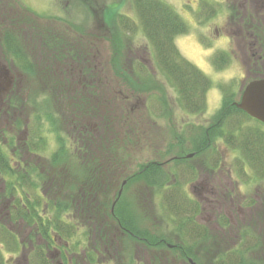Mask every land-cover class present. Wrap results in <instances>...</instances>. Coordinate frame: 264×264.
Returning <instances> with one entry per match:
<instances>
[{"label": "trees", "instance_id": "obj_1", "mask_svg": "<svg viewBox=\"0 0 264 264\" xmlns=\"http://www.w3.org/2000/svg\"><path fill=\"white\" fill-rule=\"evenodd\" d=\"M17 3V0H0V41L9 60L28 73L29 85L25 91L32 92L29 77L36 78L37 72L41 75L44 70H52L55 62L65 75L63 80L71 84L58 80V97H50L42 89L33 94L40 97H27L26 101L15 98V104H24L28 113L19 115L14 110L10 130H4L8 147L0 144V211L7 206L5 218L15 225L0 223V235L8 251L18 253L24 247L26 240H22L20 229L26 226L28 241L32 244L30 264H56L57 261L103 264L105 260L97 252L107 248L110 254L114 253L112 236L120 240L122 236L112 222L119 221L122 231L134 241L143 239L150 248L165 246L167 240H162L165 236L153 234L145 226V212L139 214L138 206L133 208L131 185L143 182L154 193L162 192L163 207L173 217V232L178 234L184 202L187 207L194 203L184 190L194 171L187 163L190 160L187 154L220 159L217 143L240 151L243 165L247 164L253 171L251 177L264 181V127L235 104L236 94L228 87L219 86L223 91L221 106L208 126L196 127L184 155L183 150L178 151L183 139L177 132L173 134L175 141L172 139L162 150L167 137L162 120L172 118L167 116L166 105H162L163 110L157 108L159 113H156L149 106L148 98L143 100L144 108L139 105L141 101L129 104L130 98L119 97L114 87L115 97H98L100 86L96 80L102 76L101 66L109 68L120 88L141 92L156 86L149 61L134 57V49L137 50L133 46L134 35L141 26L153 47L155 65L177 90L180 106L192 114L207 111V95L213 81L179 49L176 38L187 33L189 26L171 5L162 0H133L139 21L123 13L118 14L113 26L105 20L109 28L105 29L106 38L100 33L76 34L71 25H59L65 22L60 17H49L50 22L46 23L47 19L41 21L44 18L29 12L20 3L16 6ZM89 7L93 8L95 17L102 15L105 19L106 5L102 11L90 4ZM126 51L131 56V72L125 61ZM230 60L231 55L225 51L216 52L212 58L218 69ZM24 130L28 138L21 141L17 139V132ZM46 131L55 135L58 145L47 156L43 154L48 148ZM148 149L163 157L176 154L166 161L171 164L167 169L163 162L152 160L130 172V167ZM152 203L156 211L155 200ZM255 219L250 230L258 225L259 219ZM250 234L247 245L243 243L218 252L212 263L260 264L261 259L250 252L264 241V233H258L257 229V235L252 229ZM195 240L191 235L185 241L184 251L179 246L174 251L180 256L198 259L193 254ZM1 242L2 239L0 246ZM134 263L135 259H129L128 263L121 259L117 264ZM0 264H6L1 247Z\"/></svg>", "mask_w": 264, "mask_h": 264}, {"label": "rangeland", "instance_id": "obj_2", "mask_svg": "<svg viewBox=\"0 0 264 264\" xmlns=\"http://www.w3.org/2000/svg\"><path fill=\"white\" fill-rule=\"evenodd\" d=\"M89 4L93 7L97 8L98 11L103 9L104 5V17L102 19L100 16L95 17L92 11V7H89V4L84 0H17V5L19 3L27 8V10L31 13L40 16L41 18H46V23L50 22L49 17H60L65 20L64 23L59 24L61 26H72V30H77L76 34L79 35H94V34H102L103 37L107 36V32L105 29H109L107 26L112 25L113 23L117 22V16L120 13L129 15L133 17L137 22L139 21V15L135 9L133 4V0H89ZM169 5H171L179 14L180 16L187 22L189 26V31L187 33L178 35L176 38V43L181 50L182 54L189 59L191 62L196 64L205 74H207L213 81V85L208 92V106L207 111L203 114H192L186 111L183 107L180 106L179 97L177 94V90L167 79L166 76L162 74L161 71L157 69V65H155L154 59V52L153 47L149 43L148 39L146 38L145 34L142 32V27L140 26V30L136 32L134 35V45L137 46V50L134 49V57L140 60L143 59L144 62H148L149 66L155 72V79L153 84H156L155 87L152 86V90H146L139 92H133L132 89L126 90L120 88V83L118 81H113V76L109 71V68L106 70L104 67L101 66V73L100 78L97 77V83L99 82V95L98 97H115L113 92V87L116 88V92L119 97H127L130 98L131 102L129 104H133L134 102L141 101L139 103L140 106L145 104L143 100L146 98L147 102L150 107L153 108L156 113H159L157 108L162 109V105H166L167 109V116H171V119L163 118L162 123L166 127L165 131L167 132V137L162 145V150L168 147V144L171 140L174 139L173 134L177 132L178 136H181L183 139V145L181 148L179 147L178 151L183 150V155L185 154L186 150L189 148V142L192 139V136L197 130V126L204 125L208 126L212 121L214 113L218 110L221 106L222 99H223V91L219 87L220 85L222 88H227L230 91L235 92L236 97L235 101H239L240 96L245 88V86L249 83V81L255 78V74H251L248 77H244V66L242 64L240 56L235 55L233 53V45L230 42L228 36L223 34L221 26H219V31H216V27L222 23L224 19V8L218 4L219 0H162ZM200 3V5H199ZM92 8V9H91ZM213 9V13L211 10ZM100 13V12H99ZM49 18V21H48ZM103 20V21H102ZM105 20L108 24H105ZM104 22V23H103ZM103 24L100 26V24ZM115 25V24H114ZM106 27V28H105ZM115 27V26H114ZM102 28V29H101ZM72 34V31H70ZM79 32V33H78ZM126 48V46H125ZM128 51V50H127ZM126 51V64L128 70L131 72V56L129 53L127 54ZM225 51L231 55L230 63L224 66L222 69H218L216 65L213 63L212 58L216 52ZM53 71L52 70H44L43 74L36 73L35 77H29L30 83L32 84L30 87L32 92L29 94L25 91V87L27 84V74H24V89L20 92L21 94V101H26L27 97H36L37 95H33L35 92L39 90L48 91L50 93V97H58L57 90H56V82L61 80L62 82H68L71 84L69 80H63L64 74L62 70H60V65L56 62L53 64ZM254 72V71H251ZM260 72V71H259ZM262 72V71H261ZM263 73V72H262ZM130 74V73H129ZM258 73L257 75H259ZM131 75V74H130ZM132 76V75H131ZM107 80V82H106ZM151 83V84H152ZM152 84V85H153ZM111 88V90H110ZM34 91V92H33ZM107 92V93H106ZM37 94V93H35ZM113 95V96H112ZM160 96V97H156ZM118 97V96H116ZM135 97H141L140 99H135ZM15 97L13 98L12 102H14ZM55 100V99H54ZM137 100V101H136ZM16 110L15 114L21 115V112L27 114L28 109L23 108L24 104H15ZM18 105V106H17ZM27 107V106H26ZM163 110V109H162ZM160 111L161 113L163 111ZM20 111V112H19ZM11 121V120H10ZM9 121V122H10ZM159 121V120H158ZM8 121H1L0 126H5L4 128L8 129L9 124ZM161 124V122L159 121ZM253 124V123H252ZM47 135V142L48 148L43 153L45 156L50 155L52 151H55L58 147L57 141L55 139V135L46 131ZM24 137V134L22 135ZM176 138V137H175ZM25 140V139H23ZM21 140V141H23ZM217 147L220 151V156L227 159L228 163H232L229 167L234 169V173H238L239 170L241 171V165L244 164L243 157L240 151L227 148L223 144L217 143ZM176 152L166 155L160 156L155 153V151L147 150L141 155L136 162H134L133 167H130V172L137 171L139 165L142 163H147L149 161L155 160L160 162H166L169 160L172 155H175ZM201 158H195L194 156L191 157L189 163L191 166L199 163ZM137 164V165H136ZM240 164V165H239ZM243 172L246 177H244V181L253 180L251 188L248 189L249 196L252 199L256 200L262 196L263 202L260 200L258 201L253 207H251L250 211L254 213V218L250 220V222H254L255 216L257 217L258 225L253 226L249 231L257 234L264 233V219L262 218L264 215V181L258 179L256 176H249L254 175L253 171L249 168V166L243 165ZM202 169V168H201ZM205 172V170H203ZM202 172L199 171V174ZM2 185L0 184V187ZM129 192H131L132 196L135 199V204L133 208H137L140 214L146 211L145 206L149 205L152 206L153 203L151 202L155 200V209H152V219H148V227L153 234H162L166 238L168 242L177 241L178 237L175 233H173L174 229V222L173 217L171 214L164 209L163 207V200H162V192L154 193L153 190L147 188L143 182H138L131 185ZM151 193V194H150ZM146 198L149 202L146 201ZM6 208H3L0 211V223H4L6 226L14 227V224H10L8 220L5 218ZM155 212V213H154ZM250 213V212H249ZM261 213V214H260ZM257 214V215H256ZM208 213H205L207 216ZM262 215V216H260ZM247 216V215H246ZM260 222V223H259ZM145 222V226H146ZM112 226L114 223L112 222ZM236 226V225H234ZM26 227V226H25ZM24 226H21V238L22 240H26L24 247L21 251L17 252H10L7 250L6 244L3 243V236L2 239L3 243L0 247L5 256L6 264H30L28 260V256L30 254V249L32 248V244L28 241L27 237V229ZM242 228L240 225L237 226ZM258 227V228H257ZM262 230V231H261ZM1 231V229H0ZM29 231V230H28ZM233 233L230 232L231 237H227V239H221L220 235L217 236L213 233V240L210 239L208 241L202 242L201 255L198 256V259H194L197 264H213L212 260L214 259L216 252H221L226 249H232L235 242V233L236 231L233 229ZM116 234V233H115ZM258 235V234H257ZM122 238L120 240L119 245V256L120 259H124L126 263L129 262V259H135L134 264H139V260H141V264H191L188 262L187 259H182L180 257H175L177 252L172 251L168 247L161 246V248H152L147 247L146 245H141L140 243L134 241L133 239L129 238L127 235H121ZM116 237V236H112ZM114 239V238H113ZM117 239H119L117 237ZM186 241V240H185ZM180 243L179 241H177ZM114 244V242H112ZM264 241H261V244L257 246V248L250 252V255H256L257 259H261L260 264H264ZM260 246V247H259ZM231 247V248H230ZM236 247V246H234ZM220 250V251H218ZM126 255V256H125ZM197 256V255H196ZM156 261H151L153 260ZM101 258L105 261L109 259L108 254L101 253ZM156 262V263H155Z\"/></svg>", "mask_w": 264, "mask_h": 264}, {"label": "flooded vegetation", "instance_id": "obj_3", "mask_svg": "<svg viewBox=\"0 0 264 264\" xmlns=\"http://www.w3.org/2000/svg\"><path fill=\"white\" fill-rule=\"evenodd\" d=\"M218 2L224 8L225 13L223 14L224 19L216 27V31H219V26H221L223 34L228 36L233 45V53L236 57L240 56L241 58L244 66V77L246 78L251 74H255V78L261 77V74H257L264 70V0H219ZM211 13H213V9ZM41 21H45V19H41ZM24 81V74L9 60L0 41V123L1 121H8L7 124H9V121L13 118V106L15 105L12 100L14 97H21L20 92L24 89ZM260 125L262 124L260 123ZM262 126L264 127V125ZM4 127L0 126V144L7 148L8 139L4 130L8 132L10 126L8 129ZM23 134L24 137H22ZM27 135L26 130L19 131L17 132V139H27ZM18 145L21 146V142H18ZM189 159L191 160V158ZM163 163L165 169L171 165L168 162ZM231 164L224 157L214 160L213 158H201L199 163L193 166V176L186 181L184 190L185 195L194 203H192V207H187L184 202L180 210V229L178 234L173 232L180 243L177 241L168 242L163 238L166 247L174 251L175 247L179 246V250L184 251L185 240L194 235V239L197 240L193 242L195 244L193 254L198 257L201 255L202 242L213 240V233L215 236L219 234L221 239H227V237H231L230 232L233 233V229L236 231L234 241L236 245L234 246L243 245V243L248 244L250 220L254 218V213L250 209L258 201L263 202V198L260 196L259 200H254L249 196L248 189L251 188L253 180L249 179L245 182L243 180L246 177L243 173L245 170L240 168L241 171L234 173V169L229 167ZM199 171L202 173L199 174ZM146 187L152 192V188ZM146 201L149 202L147 198ZM4 208H7V206ZM145 209L146 227L149 228L148 219H152L153 206L146 205ZM206 212L208 213L207 216H205ZM188 215H190V218H188ZM257 217L259 215L255 216V218ZM239 225L242 228L237 227ZM114 227L118 230L119 235H128L125 230L122 231L123 226H121L120 221L118 224L114 223ZM135 241L141 245L146 244L143 239L136 238ZM112 242L115 246L113 254H110V250L107 248L97 252L100 258L102 252L109 255L110 258L107 264L112 261L115 264L121 262V256L119 255L120 239H117V236L112 237ZM87 247H90V245ZM150 249L152 250V248ZM175 257L187 260L190 258V256L187 258L180 256L178 252ZM111 258H114V260ZM151 261H156V257L155 260L152 258ZM141 263V260H139V264ZM83 264L90 263L87 261Z\"/></svg>", "mask_w": 264, "mask_h": 264}, {"label": "water", "instance_id": "obj_4", "mask_svg": "<svg viewBox=\"0 0 264 264\" xmlns=\"http://www.w3.org/2000/svg\"><path fill=\"white\" fill-rule=\"evenodd\" d=\"M236 105L251 117L264 123V77L250 81L244 88L240 101ZM189 157L192 154L188 155ZM122 190L120 191L121 194ZM191 264H197L189 259ZM57 264H64L58 262Z\"/></svg>", "mask_w": 264, "mask_h": 264}]
</instances>
